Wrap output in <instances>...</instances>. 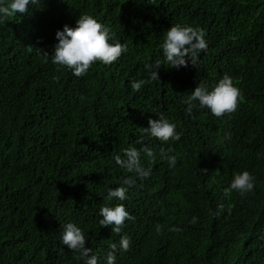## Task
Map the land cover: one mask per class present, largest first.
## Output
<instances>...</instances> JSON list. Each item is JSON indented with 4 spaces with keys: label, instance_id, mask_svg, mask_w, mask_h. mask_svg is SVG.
Wrapping results in <instances>:
<instances>
[{
    "label": "trees",
    "instance_id": "16d2710c",
    "mask_svg": "<svg viewBox=\"0 0 264 264\" xmlns=\"http://www.w3.org/2000/svg\"><path fill=\"white\" fill-rule=\"evenodd\" d=\"M81 14L108 25L127 52L77 77L44 53ZM177 23L204 30L198 66L161 63L160 79L134 90ZM225 74L243 96L234 112L216 117L198 102L186 111L197 84L211 89ZM158 113L180 140L143 133ZM145 144L155 153H142L150 175L116 163ZM166 155L177 157L174 167ZM244 170L254 190L225 193ZM125 176L135 181L128 198L106 201ZM106 204L134 217L121 233L100 225ZM69 222L98 264L125 234L130 247L117 250L115 264H264V0H40L0 24V264H85L61 242Z\"/></svg>",
    "mask_w": 264,
    "mask_h": 264
},
{
    "label": "clouds",
    "instance_id": "9594fccd",
    "mask_svg": "<svg viewBox=\"0 0 264 264\" xmlns=\"http://www.w3.org/2000/svg\"><path fill=\"white\" fill-rule=\"evenodd\" d=\"M39 3L40 0H0V24L4 23L8 17L27 13L30 5L38 6ZM161 48L163 59H156L155 63L150 62L147 65L150 73L148 80L131 81V87L134 90L141 89L150 81L160 79L158 69L161 63L177 69L188 67L190 63L198 66L199 54L208 49V42L202 28L177 23L167 29ZM126 52L127 45L114 39V33L108 25L92 15L81 14L74 27L65 24L62 29L56 31L54 49L51 52L45 51L44 55L46 59L50 55L53 64L66 66L74 76L80 77L86 75L94 63L110 65ZM242 99V93L234 84L233 78L225 74L211 89L203 83L197 84L191 94L185 98L184 103L189 113L193 110L194 102H198L200 108H206L212 115L222 117L226 113L234 112ZM142 131L148 137H154L163 142L180 140L182 135L177 130V125L162 113H158V118L149 117L148 126L143 127ZM224 138L230 139L231 132H226ZM137 143H142V140H138ZM142 153L149 159L155 158L153 149L145 144L142 149L134 146L125 148L123 156L117 154L115 161L128 172L148 176L151 170L143 166ZM165 158L170 167L176 165L175 155H166ZM134 183L131 176H125L120 185L110 188L103 198L106 201H112L114 198L125 201L128 198V190ZM254 188L255 177L248 170H244L234 175L230 185L225 188V193L236 190L244 195L253 191ZM218 207L222 210L224 205L221 203ZM100 215L102 216L100 225L111 226L112 232L115 233L122 232L126 219H134L124 204L115 206L106 204L100 208ZM197 222L198 218L193 216L191 223ZM171 230L181 231L179 227H173ZM60 239L67 248L73 251L80 250L82 257L86 258L85 264H98V256L89 255L92 249L86 246V236L76 223L69 222L64 225ZM109 247L111 250L107 254L106 264H115L117 250L127 251L130 247V237L125 234L121 236L118 244L112 243Z\"/></svg>",
    "mask_w": 264,
    "mask_h": 264
}]
</instances>
